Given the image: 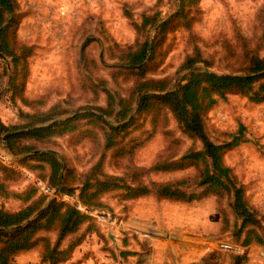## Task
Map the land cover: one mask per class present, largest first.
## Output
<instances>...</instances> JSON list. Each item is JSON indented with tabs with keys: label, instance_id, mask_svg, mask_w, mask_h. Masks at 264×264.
I'll list each match as a JSON object with an SVG mask.
<instances>
[{
	"label": "rangeland",
	"instance_id": "obj_1",
	"mask_svg": "<svg viewBox=\"0 0 264 264\" xmlns=\"http://www.w3.org/2000/svg\"><path fill=\"white\" fill-rule=\"evenodd\" d=\"M15 3L17 52H21V48L28 49L26 71L22 72L23 63H19L17 70L23 76L16 78L17 84H22L19 90L25 101L19 95H12L10 89V76L14 71L12 58L0 57V121L6 125L23 124L28 120L25 114H42L53 105L65 110L56 120L84 112L86 106L104 103L103 88L116 97L124 95L131 83L121 76L117 82L111 78L113 65L118 64L114 58L116 47L144 38L147 31L138 33L134 27V22L140 23L144 15L158 12L160 18L148 30L151 38L158 23L179 7L178 0H15ZM195 9L191 32L178 27L166 34L150 63L147 77H168L174 85L192 70L180 69V65L194 53L195 45L203 60L194 65L198 70L219 73L243 70L246 60L242 39L247 42L250 55H264V0H200ZM101 80L105 84L100 83ZM94 93L98 94V99ZM108 119L114 121L115 117ZM204 123L214 142L230 140L243 126L241 131L246 141L227 150L223 159L243 186L245 200L260 222L257 232L262 241L247 246L243 264H264V101L254 102L242 94L229 93L226 100L219 101L206 112ZM166 129L172 133V139L179 141L174 152L179 157L192 145V140L178 129L170 115ZM151 130L150 116L139 115L128 135L113 148L128 149L135 145L132 152L114 161L108 150L103 170L117 176L130 172L131 168L147 170L168 145L161 132L151 134ZM194 146L200 148L201 145L197 141ZM51 148L78 173L88 170L99 158L89 140L78 142L75 136L55 137ZM193 173L192 168L145 171L141 179L148 184L176 180ZM74 182L77 186L78 181ZM28 183L30 181L22 175L20 180L9 183L10 191L20 192ZM120 192L103 194L100 197L103 209L91 208L122 221L118 225L98 220L106 237H103V247L113 250L115 264L234 263L230 253L207 248L216 240L236 239L232 234L234 215L227 198L219 204L230 222L222 229L214 196L191 203L157 200L153 195L124 201ZM0 206L14 211L22 203L13 196L0 197ZM137 215H141V219L136 220L139 224L131 221ZM111 232L119 239L117 242L113 236L120 246L117 250L106 235ZM49 234L54 237V233ZM38 261L39 248L36 247L19 254L15 264H36Z\"/></svg>",
	"mask_w": 264,
	"mask_h": 264
},
{
	"label": "trees",
	"instance_id": "obj_2",
	"mask_svg": "<svg viewBox=\"0 0 264 264\" xmlns=\"http://www.w3.org/2000/svg\"><path fill=\"white\" fill-rule=\"evenodd\" d=\"M199 1L178 0L177 11L157 25L151 38L148 37V30L160 20L158 12L151 16L144 15L140 23L134 22L138 33L147 31V34L134 44L116 47L114 58L118 64L113 65L114 72L111 74L115 82L121 76L131 83L124 95L116 97L103 88L102 105L86 106L84 112L61 120L55 118L64 114L65 110L53 105L42 114H25L28 120H24L23 124L6 125L0 121V147L5 145L11 154L20 158L18 161L22 166L50 189L59 188L61 193L73 195L82 206L90 209H103L100 197L112 191H121L120 197L124 201L153 195L157 200L191 203L214 196L218 203L221 228L226 229L230 222L219 204L227 198L234 215L232 234L236 239L233 242L248 246L262 241L257 232L260 222L245 200L243 186L237 182L223 159L227 150L246 141L241 131L243 126L232 134L230 140L214 142L206 132L204 117L215 104L226 100L229 93L242 94L254 102L264 101V55H250L247 42L242 39L246 60L243 70L220 73L198 70L193 67L203 60L195 45L194 53L188 55L180 65V69L192 70L174 85H171L168 77H147L150 63L155 59L166 34L178 27L191 32L193 11ZM15 10V0H0V57L12 58L14 71L10 76V89L12 95H19L25 101L19 90L22 84H17L16 78L19 76L18 79H21L22 72L26 71L28 49L21 48V52H17ZM19 63H23L21 74L17 70ZM100 83L105 84V81L101 80ZM94 95L96 99L99 98L98 94ZM141 114L150 116L151 134L161 132L168 145L147 170L131 168L130 172L119 176L107 174L103 170L106 152L111 150L110 157L114 161L132 152L135 145L128 149L122 146L115 150L113 148L128 135L130 127L135 125ZM169 115L178 129L192 140V145L179 157L174 155L179 141L172 139V133L166 129ZM113 116L114 121L108 119ZM50 120L53 121L47 123ZM63 135L75 136L78 142L89 140L98 151L99 158L85 172L78 173L68 167L51 148L54 138ZM197 141L200 148L194 146ZM37 150L40 152L36 153ZM188 168L193 169V175L176 180L147 184L141 179L145 171ZM21 176L20 172L0 161V197L13 196L22 203L14 211L0 206V264H15L19 254L36 247L39 248V261L36 264H64L72 259L74 250L88 234L95 233L104 243L105 235L101 232L98 219L70 202L51 197L31 182L20 192H11L9 183L20 180ZM74 181H78L77 186H74ZM44 205V209L32 221L15 228ZM50 232L54 233V237L50 236ZM103 249L114 255L113 250L106 246ZM230 254L234 258L233 264L245 262V255Z\"/></svg>",
	"mask_w": 264,
	"mask_h": 264
},
{
	"label": "built area",
	"instance_id": "obj_3",
	"mask_svg": "<svg viewBox=\"0 0 264 264\" xmlns=\"http://www.w3.org/2000/svg\"><path fill=\"white\" fill-rule=\"evenodd\" d=\"M18 157L11 154L8 149L6 150L4 148V145L0 147V161L5 164L6 166L15 169L16 171L20 172L22 175L25 176L26 179H28L31 183H33L36 187H38L40 190L44 191L45 193H48L51 195V197H56L60 200L70 202L72 205L77 207L78 209H81L93 216H95L99 221H107L108 223H117L120 225L122 222L118 218L114 217H106L105 213L103 211H97V210H91L90 208L82 206V204L79 202L77 198H75L73 195L63 194L59 193L55 196H53V193L55 190L50 189L48 186L43 184L40 180L35 178V176L27 170L24 166H22L19 161ZM207 248L209 250L219 249L227 253H232L235 255H245L247 253V246H243L240 243H236L233 241H222V240H216L215 244L211 246L208 244Z\"/></svg>",
	"mask_w": 264,
	"mask_h": 264
},
{
	"label": "crops",
	"instance_id": "obj_4",
	"mask_svg": "<svg viewBox=\"0 0 264 264\" xmlns=\"http://www.w3.org/2000/svg\"><path fill=\"white\" fill-rule=\"evenodd\" d=\"M135 214H138L137 211L134 212ZM141 215H137V217L132 222L139 224L140 221H136L140 218ZM107 236H109L112 240V243L117 250L120 246L118 244L116 245V242L113 238L114 232L106 233ZM117 242H119V239L116 237ZM78 264H115V260L112 258L111 254L108 251H105L103 249V242L102 239L96 235L95 233L88 234L87 237L84 239L82 244H80L73 253L72 259L64 264H77L76 262L81 260ZM121 261V260H120Z\"/></svg>",
	"mask_w": 264,
	"mask_h": 264
},
{
	"label": "water",
	"instance_id": "obj_5",
	"mask_svg": "<svg viewBox=\"0 0 264 264\" xmlns=\"http://www.w3.org/2000/svg\"><path fill=\"white\" fill-rule=\"evenodd\" d=\"M162 21H163V20H162ZM159 23H160V22H159ZM159 23H158V24H159ZM61 119H64V118H60V119H57V120H61ZM6 137H7V134L3 136V141L6 139ZM4 148L7 150V147H6L5 145H4ZM35 152L38 153V152H40V150H37V151H35ZM18 159H20V158L18 157ZM59 193H60V189L57 188V189H55V191H54V193H53V196H55V195H57V194H59ZM44 207H45V205H44L39 211H37L36 213H34L30 218H28L25 222H23V223L17 225L15 228H21V227H23L24 225H26L27 223H29L30 221H32L35 217H37V216L39 215V213L44 209Z\"/></svg>",
	"mask_w": 264,
	"mask_h": 264
}]
</instances>
